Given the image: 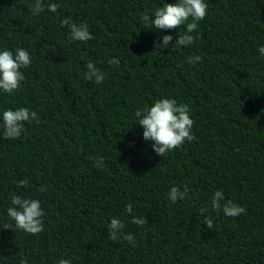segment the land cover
Returning <instances> with one entry per match:
<instances>
[{"label": "trees", "instance_id": "1", "mask_svg": "<svg viewBox=\"0 0 264 264\" xmlns=\"http://www.w3.org/2000/svg\"><path fill=\"white\" fill-rule=\"evenodd\" d=\"M205 2L195 42L177 47L186 25L148 29L143 19L176 0H43L38 15L35 0H0V51L24 48L32 61L17 92L0 91V264H264V0ZM65 18L93 38L71 41ZM164 35L171 44L155 49ZM88 62L102 83L84 78ZM161 98L189 105L194 120L195 139L165 158L135 116ZM19 107L40 122L4 139L3 111ZM173 186H187V198L172 203ZM218 190L245 213L213 209ZM13 195L40 201L41 233L2 229L14 223ZM113 217L134 246L110 240Z\"/></svg>", "mask_w": 264, "mask_h": 264}, {"label": "clouds", "instance_id": "2", "mask_svg": "<svg viewBox=\"0 0 264 264\" xmlns=\"http://www.w3.org/2000/svg\"><path fill=\"white\" fill-rule=\"evenodd\" d=\"M34 15H38L45 11L43 0H35V4L29 5ZM58 4L49 3L48 10L55 12ZM208 5L205 0H176V3H166L164 6L154 10V18L145 15L143 19L148 22L146 28L156 30H171L180 28L186 25V30L179 35L175 44L177 47L186 46L195 42V36L192 34L198 28V22L202 21L207 14ZM61 25L69 30V39L73 42H87L93 38L92 33L88 30L87 24L77 25L71 22L69 18L61 20ZM163 42H157L155 49L158 47L166 48L173 40L171 35H164ZM261 55H264V45L258 48ZM199 55L189 57L190 63L201 61ZM30 53L24 48H17L15 53L11 50L0 51V91L7 94L17 92L21 87V82L25 76L21 71L22 68H27L31 64ZM110 64L119 65L118 58L109 60ZM84 78L96 84H100L105 79V73L101 71L93 62L86 64ZM135 116L138 123L143 127V138L152 141V147L158 156L164 158L167 154L181 147L185 141L195 139L192 134L194 120L190 116L189 105L185 103L178 104L174 98L156 99L151 106H145L137 109ZM2 129L3 138L15 140L21 137L25 131V122L39 123V116L36 111L30 110L27 107H19L15 110L8 109L2 114ZM99 163L97 167L103 165V157L97 158ZM29 181L27 179L20 180L17 187H26ZM189 189L184 186L183 191L180 188L173 186L167 193L168 198L172 203L178 199L187 198ZM224 201L222 204L221 202ZM13 206L7 209V214L14 223H2V229H17L31 235H37L43 231L42 217L44 211L38 199L23 198L20 195L11 197ZM211 207L215 210L223 211L227 217H238L245 213V209L233 203L231 200L225 201V196L222 190L216 191L212 196ZM208 209L201 208L199 212L203 215ZM133 211L132 205H127V212ZM133 224H138L141 227L147 224V220L140 217L132 218ZM205 225L208 229H214V222L210 217L205 218ZM125 224L116 217H113L108 225L109 238L111 241H126L134 246L135 238L131 233L124 232ZM20 264H26V261L21 260ZM58 264H71L69 260L61 258Z\"/></svg>", "mask_w": 264, "mask_h": 264}]
</instances>
